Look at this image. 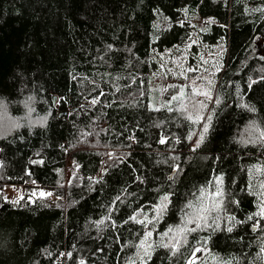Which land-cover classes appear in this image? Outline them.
Masks as SVG:
<instances>
[{"label": "trees", "instance_id": "trees-1", "mask_svg": "<svg viewBox=\"0 0 264 264\" xmlns=\"http://www.w3.org/2000/svg\"><path fill=\"white\" fill-rule=\"evenodd\" d=\"M260 8L264 0H0V264H126L145 231L130 216L142 210L140 218H151L170 194L167 211L149 225L159 244L161 233L182 224L193 194L218 176L220 227L188 233L175 256L156 247L149 264H186L203 238L217 259L198 252L197 264H264V220L253 230L258 217L248 219L260 196L249 169L264 166V142H254L264 132V13L253 11ZM194 37L206 47L224 41L219 71L199 67L152 90L154 53ZM201 76L214 84L201 112L212 120L193 150L203 125L176 102L165 105L181 87L188 103ZM249 77L257 81L251 90ZM190 133L197 135L189 140ZM40 191L53 195L41 199ZM229 215L242 221L231 232Z\"/></svg>", "mask_w": 264, "mask_h": 264}, {"label": "snow or ice", "instance_id": "snow-or-ice-1", "mask_svg": "<svg viewBox=\"0 0 264 264\" xmlns=\"http://www.w3.org/2000/svg\"><path fill=\"white\" fill-rule=\"evenodd\" d=\"M253 11H260L264 13V8L260 9H254ZM214 20H208L205 23L211 24L214 23ZM254 39L259 40L260 37H255ZM261 59H264V56L260 57ZM201 61L204 65H208L209 61L205 60L203 57H201ZM163 67V65H162ZM178 67L181 69V75H184L185 72H197L199 71V66L197 67H188L187 69L183 68L182 64L178 63ZM212 68H215L216 71H219V68L221 65L217 63H213L211 65ZM205 71H208L207 68L204 69ZM215 73H210V75H214ZM187 78V77H185ZM261 79H264V77H261ZM197 80H206V83H202L200 85H197ZM257 81L253 80L251 77H249V83L248 88L251 90L252 86L256 84ZM172 87V86H169ZM214 88L213 81L211 79H208L206 77H197L193 79L192 81V90L191 94L189 96L188 103L191 104V110H189L188 103H185V96L186 92L184 87H181L178 90V93L176 95H172L170 101L167 103V106L169 110H172V103L176 102L179 107L177 108V111H180L182 113L187 112V119L190 120L193 124L201 123L202 129L198 134V139L195 142V148H199L200 145L205 140V134L209 131V126L211 124L212 116L208 115L207 117H204L201 115V112L207 109V105L205 101H212L213 97L211 94L212 89ZM237 88L239 86L237 85ZM101 96L104 95L103 92L100 93ZM204 97V100L199 101H193L192 97ZM63 99V98H61ZM99 102L98 98H93L90 101L91 105H96ZM55 103H59V100L55 101ZM215 103L219 104L220 99L217 97L215 99ZM154 111H159V108H153ZM249 110L255 111L254 108H250ZM82 135H88V133H82ZM197 135L196 133H190L188 139L191 140L192 136ZM129 139L134 140L135 137L131 136ZM168 142V138L166 136H161L158 143L165 144ZM254 142H264V132H260L259 136L256 141ZM106 155H108L109 159L114 158V153L109 152ZM116 160L123 161L122 156H116ZM173 159H178V157H173ZM33 163L36 164H43V160H37L33 161ZM75 167H79V165H75ZM173 170L179 172V166L174 165ZM103 171V170H102ZM26 175H31V173H26ZM249 175L252 177V179L249 182V186L252 188H257L260 190V196L259 204L257 205L258 211L253 214V216H249L248 219L252 220L254 217H258L255 224H253V228H259L260 227V220H264V179H259V177L264 176V166H253V168L249 169ZM139 179V178H138ZM90 181H93V178L89 177ZM255 181V183H253ZM98 182V181H93ZM142 182V181H141ZM35 183V181H33ZM223 183V177L218 176L216 177L215 184L209 185L207 187H201L199 191V195L193 194L195 196V200H189L185 204V211L184 216L182 217V224L180 226H176L175 228L169 227L166 232L160 234V243L154 244L151 240L153 236V228H149V225H154L159 219L163 216V214L167 211L168 206L171 202V195L170 194H164L160 197L159 203L153 206L152 211L154 215L150 218L147 214L143 215V218L141 217V212H137L129 217V220H131L134 223L140 224L144 229V233L139 240V243L136 245V255L133 258H130L126 264H149V261L152 258V254L156 247H163L170 250L171 254L175 256L179 251L182 245L186 242L187 234L190 232H194L197 229L207 230L212 229L215 231L220 227L219 221L221 220V213L223 211L224 206V197L225 193L222 188ZM37 193L33 192L32 196H36ZM39 197L41 199H47L48 197L52 196V192H45L40 191ZM59 199V197H57ZM20 199H23V196L20 197ZM116 200H120V197L117 196ZM14 203H17L18 201H13ZM235 203H238L236 201H233ZM115 204V201L113 202V205ZM114 206L109 207V217L111 215V212L114 211ZM109 217H105V219H102L100 221L96 222L97 228H99L101 225L105 223V220L109 219ZM227 222L229 224V227L227 228V231H232V226L235 223H242V221H236L235 216L229 215L227 217ZM127 223V221H125ZM189 225H194V227H188ZM113 227H115V224L113 223ZM165 238L167 240L165 241ZM208 244V238H203L201 241V247L195 248L193 250L192 256L186 261V264H197V258L196 253L203 252L206 253L210 260L215 261L217 258L211 256L210 251L207 248ZM262 252H264V248L261 249ZM62 255H66L67 257H71L72 253H65ZM80 264H85L84 260L80 261ZM200 264H208V261H201ZM227 264H230V262H227Z\"/></svg>", "mask_w": 264, "mask_h": 264}, {"label": "rangeland", "instance_id": "rangeland-1", "mask_svg": "<svg viewBox=\"0 0 264 264\" xmlns=\"http://www.w3.org/2000/svg\"><path fill=\"white\" fill-rule=\"evenodd\" d=\"M193 43L196 46H199L196 53H193L190 48ZM224 54V41L221 40L215 46H204L200 45V42L196 37L192 42H189L187 45L182 47H175L166 49L161 53H154L153 60L156 65L154 70L155 83L151 84V89H158L160 82L166 80L165 77L169 78H182L184 75H181V69L178 67V63L183 65V68L187 69L188 67H211L213 63L223 65L222 55ZM201 57L209 61L208 65H204L201 61ZM163 65V67H162ZM212 68V67H211ZM164 80V81H163ZM10 196L18 195L14 191V187L7 186L5 189ZM16 190V189H15ZM20 193V192H19Z\"/></svg>", "mask_w": 264, "mask_h": 264}, {"label": "bare ground", "instance_id": "bare-ground-1", "mask_svg": "<svg viewBox=\"0 0 264 264\" xmlns=\"http://www.w3.org/2000/svg\"><path fill=\"white\" fill-rule=\"evenodd\" d=\"M173 175H174V172L172 173V175L170 176V178H172ZM16 188H17V191L18 192H21L22 191V187L21 186H17ZM253 230H254V228H253Z\"/></svg>", "mask_w": 264, "mask_h": 264}, {"label": "water", "instance_id": "water-1", "mask_svg": "<svg viewBox=\"0 0 264 264\" xmlns=\"http://www.w3.org/2000/svg\"><path fill=\"white\" fill-rule=\"evenodd\" d=\"M55 101H57V98L56 97L53 98V103H55Z\"/></svg>", "mask_w": 264, "mask_h": 264}]
</instances>
